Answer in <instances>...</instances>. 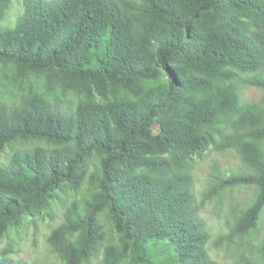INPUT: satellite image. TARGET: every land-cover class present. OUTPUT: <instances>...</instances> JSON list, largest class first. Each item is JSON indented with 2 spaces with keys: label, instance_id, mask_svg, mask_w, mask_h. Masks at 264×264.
<instances>
[{
  "label": "trees",
  "instance_id": "trees-1",
  "mask_svg": "<svg viewBox=\"0 0 264 264\" xmlns=\"http://www.w3.org/2000/svg\"><path fill=\"white\" fill-rule=\"evenodd\" d=\"M13 22L0 29V126H12L0 155L30 147L0 163V241L58 204L46 237L58 264H217L200 213L235 188L255 194L215 242L258 229L264 109L240 92H264V0H22ZM209 147L242 166L213 174L198 203L191 157ZM84 183L88 199L63 203ZM102 212L117 246H102ZM9 254L0 264H25Z\"/></svg>",
  "mask_w": 264,
  "mask_h": 264
},
{
  "label": "rangeland",
  "instance_id": "rangeland-1",
  "mask_svg": "<svg viewBox=\"0 0 264 264\" xmlns=\"http://www.w3.org/2000/svg\"><path fill=\"white\" fill-rule=\"evenodd\" d=\"M22 0H12L7 19L0 23V29L10 27L14 19L21 10ZM241 103L256 105L264 109V92L257 87H244L241 92ZM74 96L69 93L65 99L72 100ZM12 132V126L3 124L0 126V133L8 134ZM30 145L21 142H14L1 153L0 163H6L14 151L28 149ZM190 172L194 181L198 203L203 202V195L210 182L211 176L218 172H235L241 166V160L234 151H218L209 147L200 156L191 157ZM96 165V160H91L88 170L91 172ZM255 194V188H235L226 190L220 195L204 201L201 217L206 221L207 228L211 234V240L206 245L208 257L217 264H262L258 251L264 241V210L261 213L258 229L248 236L234 237L231 241L217 244L218 237L227 234L231 221V208L247 205ZM63 203L72 201L81 202L88 199V187L84 183L78 193H62ZM51 218L45 216L37 220L35 226L27 224L17 230H10L7 237L0 241V251L10 248L9 257L13 261L25 264H58V260L50 252L46 237L50 230L56 227L63 212V205L53 204L51 207ZM98 224L104 235L103 247L108 245H118V235L114 231L106 212L97 216ZM31 222V221H30ZM93 260V262H95ZM123 264H130L129 260Z\"/></svg>",
  "mask_w": 264,
  "mask_h": 264
}]
</instances>
